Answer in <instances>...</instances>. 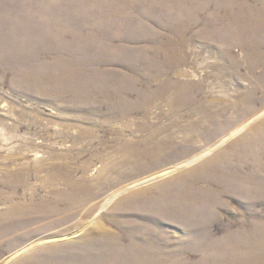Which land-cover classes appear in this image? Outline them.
<instances>
[{
    "label": "rangeland",
    "instance_id": "rangeland-1",
    "mask_svg": "<svg viewBox=\"0 0 264 264\" xmlns=\"http://www.w3.org/2000/svg\"><path fill=\"white\" fill-rule=\"evenodd\" d=\"M54 163L69 184L46 180ZM14 172L0 264H263L264 0H0V178ZM78 181L93 199L6 216Z\"/></svg>",
    "mask_w": 264,
    "mask_h": 264
},
{
    "label": "bare ground",
    "instance_id": "bare-ground-1",
    "mask_svg": "<svg viewBox=\"0 0 264 264\" xmlns=\"http://www.w3.org/2000/svg\"><path fill=\"white\" fill-rule=\"evenodd\" d=\"M256 13H258V15H260V16L258 17L256 15V16L250 18L249 20H244V22L245 21L250 22L249 25H256V24L258 25L260 23L259 20L262 19L261 14H263V12L256 11ZM247 14L250 15V13H247ZM236 18H238L237 15H236ZM258 118L259 117L254 118L251 121L245 122L239 128H237L236 130L231 132V136H235V135L241 133L247 126H249L250 124L255 122ZM225 139H223V141L221 143L225 142L228 138L226 140ZM147 154H150V151L148 148H145L143 150L140 148L132 149L130 158L132 155L140 156V155H147ZM205 155L206 154H201L200 156L193 159L192 162L204 157ZM151 157L154 158L157 156H151ZM129 161H128V157L123 159V162H125V163H129ZM54 165H56L54 168H48L47 167L48 171H46L47 172L46 180L53 186L60 184L61 182H65L66 184H69L70 181L63 174L64 168L55 164V163H54ZM53 170H55L56 172H54ZM172 171L173 170H170V171H167V172L162 173L160 175H155L152 178L150 177V178H147V179H144L141 181L134 182L132 185L130 184V185H126V186L121 187L118 191L114 192L108 198L105 199V201L102 204L100 211L102 209L106 208L108 205H110L121 193H123L129 189H132L134 187L141 186V185H143L149 181H152L153 179L166 176V175L170 174ZM24 175H25L24 173H20V172L19 173L14 172L12 174L9 173L7 175L4 174L0 178V187L1 188H10L11 187L16 191L19 187H21L22 185L25 184L26 179L24 178ZM73 189L75 191L74 190H73L74 192L70 191V195H66L65 192L59 193L58 198L52 203L38 204L34 201H31L25 206H13L11 209L8 210L6 216L10 217V215H18L20 219H22V220L23 219H29L30 222L45 221L46 219L52 217L53 215H58V214L63 213L65 211V209H62V208H63V205L66 203L75 207V206H79L81 204H84L85 202H88L90 199L94 198V195L91 194L90 192L86 193V195L79 198L80 193H82L84 190L83 188H81V183L79 181H78V183L74 184ZM24 217H27V218H24ZM46 226H48V225L46 224ZM254 238L257 240V235L254 236ZM254 242L255 241H252L251 244H254ZM263 242H264V236H263ZM260 260L264 264V255L260 258ZM218 264H228V262H222V263H218Z\"/></svg>",
    "mask_w": 264,
    "mask_h": 264
}]
</instances>
